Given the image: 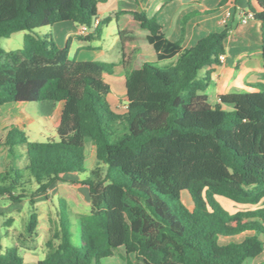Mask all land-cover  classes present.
Wrapping results in <instances>:
<instances>
[{"label": "trees", "instance_id": "1", "mask_svg": "<svg viewBox=\"0 0 264 264\" xmlns=\"http://www.w3.org/2000/svg\"><path fill=\"white\" fill-rule=\"evenodd\" d=\"M100 1L0 0V39L23 32L20 48L0 45V106L61 105L55 139L28 141L18 126L5 129L0 198L20 203L27 193L46 194L55 182H74L86 186L90 201L74 244L67 202L57 198L45 256L34 264H101L119 248L125 264H243L258 256L264 249V85L210 102L205 91L225 54L228 30L209 32L181 51L155 15L121 11L116 15L130 14L132 21L118 30L125 109L117 112L103 80L114 64L70 59V40L59 47L49 31H38L68 21L93 29L78 39L99 38L110 20L93 26ZM256 1L251 19L260 21L264 58V0ZM137 30L147 31L146 44ZM175 54L168 67L150 63ZM87 140L104 170L84 167ZM217 197L242 207L227 210ZM36 225L32 211L28 235ZM239 235V243H219ZM0 264L24 260L16 247H5Z\"/></svg>", "mask_w": 264, "mask_h": 264}, {"label": "crops", "instance_id": "2", "mask_svg": "<svg viewBox=\"0 0 264 264\" xmlns=\"http://www.w3.org/2000/svg\"><path fill=\"white\" fill-rule=\"evenodd\" d=\"M220 2L221 0H104L97 3L96 15L99 19L109 16L110 20L102 27L99 38L90 41L78 39L76 36L80 34L79 26L68 21L55 23L48 27V31L59 47H64L67 40H70L69 52L74 47V42H77L74 50L75 59L81 61L100 60L114 64L115 70L120 72L118 79L125 82V70L120 63V49L116 54H112V45L102 43L104 30H107L108 35L113 36L112 43H116L119 41L118 30L125 28L132 21L130 14L116 15L118 12L145 11L149 15H155L165 37L170 41L180 42L181 51L194 46L201 37L209 32L227 29L228 33L224 39V60L221 61L216 71L211 74V82L208 88L210 87L212 91L209 95L206 94L210 102L216 103L218 96L222 94L255 91V86L264 85V76H262L264 73V58L261 54L262 31L260 21L255 19H250L246 23L240 21L241 11L255 13L259 10L257 2L255 0H226L223 5L219 6ZM226 11H230L231 16L225 22H222ZM92 30L90 29L82 35L90 34ZM146 34L147 31L145 30L136 31V35L143 44H146ZM149 55L153 56L154 52H150ZM177 57L178 54H175L166 60L173 64ZM111 94L110 90L108 96ZM123 102L125 109V95ZM225 107L229 108V106ZM60 108V104H54L53 102L47 104L48 112L45 115L52 120L54 130L59 119ZM69 178L81 179L82 177L70 175ZM59 183L61 182L53 183L48 191ZM80 185L87 191L86 186L82 184L77 183L76 186ZM89 211L76 212V220L78 221L80 216L88 214ZM46 213L47 215L37 213V225L34 235L23 243L15 242L11 245V247H16L17 250L22 251L24 264H34L42 259L38 255V251L43 257L45 256V241L50 226L49 219L54 218L55 209L47 210ZM48 214H50L49 218ZM239 236L243 237V235ZM124 253V249L119 248L112 256L103 258L101 264L104 263L105 259H112L116 254L119 258L112 260L110 264H125L122 259ZM263 263L264 249L258 256L243 262V264Z\"/></svg>", "mask_w": 264, "mask_h": 264}, {"label": "rangeland", "instance_id": "3", "mask_svg": "<svg viewBox=\"0 0 264 264\" xmlns=\"http://www.w3.org/2000/svg\"><path fill=\"white\" fill-rule=\"evenodd\" d=\"M251 25V24H250ZM41 33L48 31V27H42L38 30ZM23 32L13 33L9 38L0 39V45L4 50L10 51L15 50L21 47ZM102 43L111 44L112 54L120 49V41L112 43L113 36L108 35L107 30H104ZM74 47L69 52V58H74ZM102 62L100 60H94ZM108 63V62H104ZM154 67L165 68L170 64L169 60H152L150 62ZM113 74H103V80L111 87V95L108 96V101L111 103L112 107L117 112L124 111V95H125V85L124 81L118 79L120 72L115 70V67H111L109 70ZM212 89L209 87L206 89L205 94L209 95ZM50 102L39 101V102H10L5 103L0 106V139L5 133L6 128L11 126H18L25 133L28 141H46L47 139H55L56 132L54 130V125L52 120L46 117L48 112L47 104ZM22 151L21 148H18ZM0 170H3L8 162L6 156V149L3 146H0ZM85 153L86 159L84 161V167L87 170H90L95 167H99L104 170V166L97 165V161L94 155V145L91 141L87 140L85 142ZM21 161H25V157L22 156ZM21 162V163H22ZM86 174H82L81 177H85ZM77 183L74 182H61L57 186L53 187L46 194H33L27 193V197L23 199L20 203H12L5 198H0V232L1 236V245L2 250L5 247H11L15 242L23 243L25 242L30 235L26 232V225L28 222L29 215L32 211L39 214H46L47 210L55 209L57 204V198H63L67 202V209L69 211V231L70 238L74 244L78 243L79 232L78 224L76 220V212H88L90 209V201L88 197V192L83 186H76ZM34 189V185L31 186V191ZM184 194V193H183ZM31 196V197H30ZM185 194L183 195V197ZM30 199L34 201L33 204L30 203ZM217 200L221 205L229 210L230 208H241V205H235L230 201L217 197ZM50 214H48V218ZM243 239L242 236H235L229 238H221L219 240L220 244L228 243H239ZM19 254H22V251L18 250ZM38 255L43 258V255L38 251ZM111 257L112 259H105L103 264H110L112 260L119 258ZM114 263V262H113Z\"/></svg>", "mask_w": 264, "mask_h": 264}, {"label": "built area", "instance_id": "4", "mask_svg": "<svg viewBox=\"0 0 264 264\" xmlns=\"http://www.w3.org/2000/svg\"><path fill=\"white\" fill-rule=\"evenodd\" d=\"M231 16V12L230 11H226L223 17L222 22H225L226 19L228 17ZM253 17V13L251 11H241L240 12V21L242 23H246L248 20H250ZM99 22V18L96 17L93 21V26H96ZM89 30V28L86 25H81L79 26V33L80 34H85L87 31ZM224 60V55L220 56V61Z\"/></svg>", "mask_w": 264, "mask_h": 264}, {"label": "water", "instance_id": "5", "mask_svg": "<svg viewBox=\"0 0 264 264\" xmlns=\"http://www.w3.org/2000/svg\"><path fill=\"white\" fill-rule=\"evenodd\" d=\"M256 1V0H255ZM257 2V1H256Z\"/></svg>", "mask_w": 264, "mask_h": 264}]
</instances>
